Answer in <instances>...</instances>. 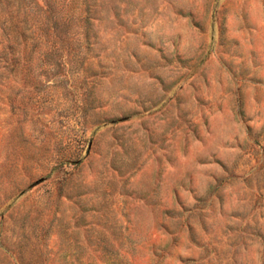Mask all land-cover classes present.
Instances as JSON below:
<instances>
[{"label": "rangeland", "instance_id": "374dc122", "mask_svg": "<svg viewBox=\"0 0 264 264\" xmlns=\"http://www.w3.org/2000/svg\"><path fill=\"white\" fill-rule=\"evenodd\" d=\"M0 264H264V0H0Z\"/></svg>", "mask_w": 264, "mask_h": 264}]
</instances>
